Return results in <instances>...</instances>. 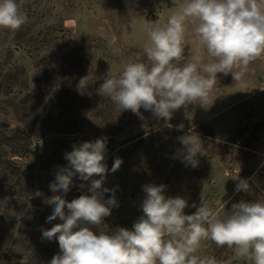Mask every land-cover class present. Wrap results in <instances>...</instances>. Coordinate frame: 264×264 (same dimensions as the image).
Segmentation results:
<instances>
[{"label": "rangeland", "instance_id": "rangeland-1", "mask_svg": "<svg viewBox=\"0 0 264 264\" xmlns=\"http://www.w3.org/2000/svg\"><path fill=\"white\" fill-rule=\"evenodd\" d=\"M27 22L0 28V264H48L58 242L42 237L59 219L47 217L54 195L50 183L66 167L73 146L107 140L103 187L118 206L92 230L132 229L143 215L145 185H165L166 197L187 199L185 214L201 200L224 215L240 201H264V56L241 80L217 74L207 100L173 114L172 128L141 109V120L121 112L100 85L129 62L148 63L143 52L149 23H166L182 0H16ZM194 25L186 39L194 47ZM188 47L185 48V56ZM88 76L90 86L78 89ZM183 124V130L176 126ZM190 130L203 141L198 166L184 161L178 137ZM122 164L111 172L115 158ZM249 179L250 192H237L235 176ZM99 178V177H94ZM91 181L73 178L64 199L91 195ZM84 184L85 187H79ZM59 194V193H55ZM113 192H107V201ZM198 256L219 264H253L234 249L201 241Z\"/></svg>", "mask_w": 264, "mask_h": 264}, {"label": "clouds", "instance_id": "clouds-1", "mask_svg": "<svg viewBox=\"0 0 264 264\" xmlns=\"http://www.w3.org/2000/svg\"><path fill=\"white\" fill-rule=\"evenodd\" d=\"M26 22L16 0H0V28L19 30ZM189 24L194 25V47L186 39ZM145 33L143 52L148 63H127L119 74L102 82L100 94L121 112L130 110L143 120V109L172 128L174 112L183 108L187 114L189 106L207 100L218 73H231L239 81L249 65L264 56V0H182L166 23H149ZM89 86L86 76L77 87L84 92ZM183 127L176 126L177 130ZM178 140L184 147V161L197 167L204 145L199 134L190 130ZM106 149L104 137L73 146L65 154L67 166L50 183L54 195L45 202L53 212L47 221L61 222L42 231L44 239L58 242L59 252L48 264H219L214 256L196 255L201 241L209 239L217 247L234 249L237 258L264 264V201L259 200L234 203L224 215L201 200L199 207L191 205L194 213L185 214L187 199L166 197L165 185L149 184L143 186V215L131 230L94 232L93 226L98 228L118 206L114 190L103 187L109 171ZM121 164L115 158L111 172ZM74 177L91 181V195L68 202L64 195ZM232 179L237 192L252 190L249 179L239 175ZM110 191L113 195L104 201Z\"/></svg>", "mask_w": 264, "mask_h": 264}]
</instances>
